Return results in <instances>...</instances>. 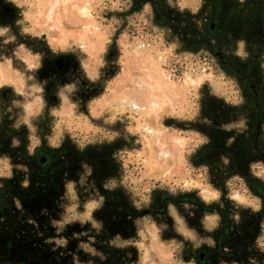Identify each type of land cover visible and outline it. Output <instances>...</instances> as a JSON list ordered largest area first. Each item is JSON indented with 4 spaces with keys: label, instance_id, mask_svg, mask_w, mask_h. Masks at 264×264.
<instances>
[{
    "label": "rangeland",
    "instance_id": "rangeland-1",
    "mask_svg": "<svg viewBox=\"0 0 264 264\" xmlns=\"http://www.w3.org/2000/svg\"><path fill=\"white\" fill-rule=\"evenodd\" d=\"M141 1L0 0V118L17 128L26 127L33 137L43 136L55 149L76 132L89 140V146L119 143L128 150L129 174L107 188H125L131 179L134 194L142 199L138 208L160 186L174 196L198 195L206 204L219 202L221 191L197 156L209 142L206 132L231 133L245 128V123L231 117L218 102L239 106L231 79L215 74L191 51H209L208 45L228 34L264 37L263 17H256L251 27L234 18L236 3L243 0H163L174 23L192 25L201 33L185 50L181 42L188 37L177 35L176 23L154 25L151 35L145 31L144 15L131 22ZM143 4L148 12L150 2ZM184 14L187 17L182 19ZM131 23L137 29L135 36L123 33ZM234 68L243 72L238 64ZM181 70L183 76L174 79L173 72ZM263 118L260 109L255 128L258 140L264 135ZM33 145L40 143L34 139ZM240 146L236 144V152ZM258 176L264 180V175ZM228 188L236 206L255 207L242 181H232ZM69 198L71 207L57 226L91 222L99 229L104 225L106 216L101 215L103 220L93 217L103 200L82 204L73 187ZM170 213L174 234L197 248L195 228L173 209ZM217 223L215 216L202 222L206 230ZM129 228L128 235L115 237L111 246L128 250L131 264L137 258L139 264H188L177 251V242L163 238L169 226L139 218L131 220ZM81 248L104 260L102 252Z\"/></svg>",
    "mask_w": 264,
    "mask_h": 264
},
{
    "label": "flooded vegetation",
    "instance_id": "flooded-vegetation-1",
    "mask_svg": "<svg viewBox=\"0 0 264 264\" xmlns=\"http://www.w3.org/2000/svg\"><path fill=\"white\" fill-rule=\"evenodd\" d=\"M233 15L250 27L258 16L264 21V0L237 2ZM198 19L206 22L205 18ZM218 40L207 46L209 51L197 53H208L213 72L231 79L239 106L232 101L218 102L231 117L245 123V128L231 133L212 129L206 132L210 144L197 156L196 161L205 164L211 182L220 189V201L206 204L198 195L174 196V192L168 194L160 186L144 207L138 208L142 199L134 194L131 179L125 188H107L108 183L123 181L129 174L125 162L128 150L119 143L89 146V140L76 132L55 149L43 136L33 137L26 127L17 128L2 117L0 264H131L129 251H117L111 243L115 237L128 235L131 220L139 218L169 226L170 232L162 231L163 238L177 242V251L188 264H264V180L258 176L264 175V135L258 140L255 129L258 111H264V37L244 32ZM236 64L242 73L236 71ZM32 137L39 146L33 145ZM237 143L241 145L238 152ZM237 179L255 199L254 208H240L231 201L228 185ZM72 187L82 204L103 200L93 215L100 219L106 216L101 228H94L91 222L83 226L66 224L63 229L57 226L71 207ZM184 204L190 208L186 210ZM171 209L195 228L197 248L174 234ZM209 216H215L218 223L206 230L202 222ZM83 245L102 252L104 260L86 252ZM139 262L137 258L132 264Z\"/></svg>",
    "mask_w": 264,
    "mask_h": 264
},
{
    "label": "trees",
    "instance_id": "trees-1",
    "mask_svg": "<svg viewBox=\"0 0 264 264\" xmlns=\"http://www.w3.org/2000/svg\"><path fill=\"white\" fill-rule=\"evenodd\" d=\"M130 0H128L129 3ZM143 1L145 2V0H142L138 6H136V11L135 13H132V15L130 16L131 22L132 20H135L138 16L144 15L145 16V20L147 21V26L148 29H146L145 31L148 34H151L154 32V25L156 26H173L175 23V28L177 29V35H181L182 39L183 37L186 38L188 37L187 40H185L186 45L184 43L181 42V44L184 46V49L187 50L185 48H191V46L189 47V44H191V42H193L195 40L196 37H199L201 33H198L196 31V29H194V27H192V25H185V23H182L180 21L178 22H173L172 18H170V13H169V9L167 6H165V3L163 0H148L151 4L150 6V10L148 12H146V7L143 4ZM146 5V4H145ZM143 6V7H142ZM142 7V8H141ZM145 7V8H144ZM132 10V11H135ZM156 15L155 19H153V15ZM187 17V14L182 15V19H185ZM120 28V27H118ZM124 34L126 35H131V36H135L137 33V29H135V27L133 26V24H129V26L127 28L124 29L123 31ZM180 37V36H179ZM178 37V38H179ZM180 39V38H179ZM181 41V40H180ZM191 55H195L200 57V59H203L204 61H206V64L209 66V68H211V65L213 64L212 62V57L208 54V53H197V52H193L191 51ZM184 70H181V72H173L172 77L174 79H179L183 76L184 72H182ZM221 72H216L215 74H220ZM222 74V73H221Z\"/></svg>",
    "mask_w": 264,
    "mask_h": 264
}]
</instances>
